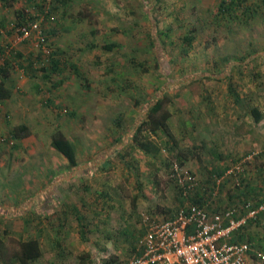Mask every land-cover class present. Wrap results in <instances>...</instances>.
<instances>
[{"label": "rangeland", "instance_id": "1", "mask_svg": "<svg viewBox=\"0 0 264 264\" xmlns=\"http://www.w3.org/2000/svg\"><path fill=\"white\" fill-rule=\"evenodd\" d=\"M224 1L0 0V66L9 60L11 91L0 101V238L10 256L37 239L43 255L32 264H127L145 220L179 210L175 166L195 175L213 214L231 208L240 218L246 201H260L264 119L250 110L264 115V1L235 0L221 15ZM20 16H39L59 71L45 73L50 58L34 39L20 40ZM25 51L37 56L31 69ZM158 100L177 146L160 134L148 155L133 136ZM20 125L29 135L18 141ZM56 131L74 143L77 168L52 148ZM239 163L251 186L241 198L243 184L229 176L217 187L213 172ZM244 234L262 249L261 220Z\"/></svg>", "mask_w": 264, "mask_h": 264}, {"label": "built area", "instance_id": "2", "mask_svg": "<svg viewBox=\"0 0 264 264\" xmlns=\"http://www.w3.org/2000/svg\"><path fill=\"white\" fill-rule=\"evenodd\" d=\"M39 17V16H38ZM26 19L15 25L20 40H35L47 59L53 50L46 40L39 18ZM172 178L180 186L183 196H189L197 186L195 177L179 173L175 166ZM243 163L220 178L219 187L229 176L236 178L237 186L242 184ZM245 215L235 217L237 209L210 215L204 208L187 202L173 217L156 222L145 220L146 232L138 240L135 255L127 264H247L252 246L248 242L235 241L236 233L258 222L264 215V191L258 205L246 201L241 208ZM264 225V221H262ZM264 261V253H257Z\"/></svg>", "mask_w": 264, "mask_h": 264}, {"label": "trees", "instance_id": "3", "mask_svg": "<svg viewBox=\"0 0 264 264\" xmlns=\"http://www.w3.org/2000/svg\"><path fill=\"white\" fill-rule=\"evenodd\" d=\"M236 5L237 3L235 0H229V2L227 1L222 2V5L220 7L221 15L230 14L232 8L235 7ZM19 19L21 21L19 25H21V23L24 24L25 21H27L26 18L21 17V16L19 17ZM44 34L47 35L45 31H44ZM184 40L188 43H192L193 38L185 37ZM110 48L111 46L107 47V49H110ZM17 56L21 57L19 53L17 54ZM226 59L228 60L227 57ZM49 60L51 62V70L45 69V73H49L50 71L56 73L57 71H59V67H60L59 62L55 61L53 58H50ZM31 62L32 60H28L29 65L31 64ZM0 76H1L0 101H3L11 97V91L9 90V88L4 87L5 85H7L6 81L8 80L10 76L9 60L4 61L3 65L0 66ZM231 92H232L234 101L237 104H240L241 98L239 97V95H237V93L234 92V90L232 89H231ZM250 116L254 119L256 123H260L264 119V115L261 113V111L258 108H252L250 110ZM170 119H171V113L168 109L165 108L164 100H158L156 103H154L149 108L146 119L143 122H141L140 125L138 126L136 133L133 136V142L141 150H143V152H145L148 155L153 152L154 145L151 141V138L158 136L160 134H162L169 141L174 143L175 146H177L174 135L170 128V124H169ZM12 132L13 134L11 138L12 139L15 138L16 140L21 141L29 135V128L26 125H20L16 127ZM144 133H147V134L144 135ZM51 146L59 155H61L64 159H66L70 169H74L78 167L79 163H78L77 151H76L75 145L71 140H69L66 137V135L63 132L56 131L53 134ZM181 164H184V163L182 162ZM213 172L217 176V178L223 177L227 173V171H224V170L223 171L214 170ZM192 176L195 177L194 174H192ZM242 184H241L242 185L241 188L238 189L240 190L239 192L240 198L241 196L245 197L247 195V192H248L246 190L247 187L251 189V186H248V184L246 185L245 182H243V179H242ZM176 185L179 187V192H180V197H181L180 199L181 205L179 207V210L187 202H190V203L200 206L201 208H204L210 215L213 214V212L210 210V207H209L211 206V201L209 198L205 197L206 195L204 193L200 192V188L198 184L194 188L192 195H189L188 197L183 196L180 186L178 184ZM258 203H256V205H258ZM227 210H231V208L224 209V211L220 213H224ZM235 217H238L237 214L235 215ZM260 220L262 222L263 218L261 217ZM245 229L236 233L237 237L235 238V241L250 243L252 246V251L249 253V256L259 260L260 258L258 257L257 253L258 252L264 253V246H262V249H260L256 246V243L252 242V240H249L248 238L246 239L245 234H244ZM42 255L43 253H42L41 245L37 239H30V240L21 242L20 251L10 256L8 249L6 247L5 241L3 240V238H0V262L3 264H12L13 261L18 262L19 264H32L34 262H37L42 257Z\"/></svg>", "mask_w": 264, "mask_h": 264}, {"label": "crops", "instance_id": "4", "mask_svg": "<svg viewBox=\"0 0 264 264\" xmlns=\"http://www.w3.org/2000/svg\"><path fill=\"white\" fill-rule=\"evenodd\" d=\"M51 19H53V16L51 17ZM45 36H46V40L49 42V38H50V36H47V35H45ZM49 45L51 46L50 43H49ZM24 48H25V46H23V49H24ZM1 52H2V51H0V53H1ZM18 53H19V52H18ZM25 53L28 54V52H26V51L24 52V57L26 58L27 62H28V60L33 59V58H32L33 55H31V54H33V53H29V55L26 54L28 57L25 55ZM19 55H20V56H23V55L21 54V52L19 53ZM36 57H37V56H36ZM36 57H34L33 60H36ZM38 57H39V55H38ZM5 59H6V58H5ZM6 60H7V59H6ZM6 60H5V61H6ZM33 60H32V62H33ZM32 62H31L30 65H28V67H30V69L33 68V66H36V64H35L34 62H33V63H32ZM230 179H232V178H230ZM78 219H79V217H77V220H78ZM142 236H143V235H142ZM140 238H141V237H140ZM140 238H139V239H140ZM139 239H138V240H139Z\"/></svg>", "mask_w": 264, "mask_h": 264}]
</instances>
